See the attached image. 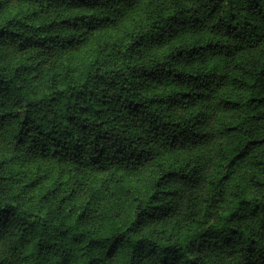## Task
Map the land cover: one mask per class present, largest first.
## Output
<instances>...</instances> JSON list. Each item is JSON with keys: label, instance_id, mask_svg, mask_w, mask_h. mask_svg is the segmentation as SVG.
<instances>
[{"label": "trees", "instance_id": "trees-1", "mask_svg": "<svg viewBox=\"0 0 264 264\" xmlns=\"http://www.w3.org/2000/svg\"><path fill=\"white\" fill-rule=\"evenodd\" d=\"M28 1L0 137L60 169L0 176V264H264V0Z\"/></svg>", "mask_w": 264, "mask_h": 264}, {"label": "rangeland", "instance_id": "rangeland-1", "mask_svg": "<svg viewBox=\"0 0 264 264\" xmlns=\"http://www.w3.org/2000/svg\"><path fill=\"white\" fill-rule=\"evenodd\" d=\"M33 8L34 5L28 0H0V24L8 14L28 9L31 10ZM90 46L91 45L86 48L84 47L85 49L83 48V50H74L71 53H67L65 56L62 55L61 59H67V61H69L73 66L74 72H76L80 69L85 59H87L90 55ZM29 55H31L30 49L24 53L13 46L8 40H5L0 36V67L2 69L11 72L14 66L20 62L31 63V57H33V53L30 57ZM63 63L64 62L60 61L58 57H52L47 59L45 63H42L38 69L35 68L33 72H35L41 80L47 71H51L53 68L57 69V71L61 70ZM13 156L14 154L10 147H8L6 142L0 137L1 182H4L2 177H6L8 174L10 176V181L12 182H18L26 179L28 183L33 184V186L30 185L28 187L27 191L33 189V187L36 191L42 190L43 187L48 186L53 180H55L57 171L60 169V165L48 158H28L24 161L21 160L20 162L17 160L15 161ZM146 170L147 169H141L136 173H128V175L125 177L126 181L135 184L140 193L144 190L143 182L146 178V175H148ZM97 175L100 174L95 172L94 177ZM73 206L77 207L78 203L73 202ZM0 249H2V246H0Z\"/></svg>", "mask_w": 264, "mask_h": 264}]
</instances>
